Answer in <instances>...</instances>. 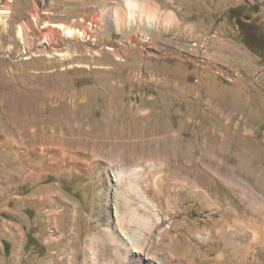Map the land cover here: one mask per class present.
Masks as SVG:
<instances>
[{"label": "rangeland", "instance_id": "1", "mask_svg": "<svg viewBox=\"0 0 264 264\" xmlns=\"http://www.w3.org/2000/svg\"><path fill=\"white\" fill-rule=\"evenodd\" d=\"M153 1L0 0V264H264V0Z\"/></svg>", "mask_w": 264, "mask_h": 264}, {"label": "crops", "instance_id": "2", "mask_svg": "<svg viewBox=\"0 0 264 264\" xmlns=\"http://www.w3.org/2000/svg\"><path fill=\"white\" fill-rule=\"evenodd\" d=\"M124 4L129 12L134 13L137 18H139V22L143 25L144 32L151 35L155 42H160L161 44L167 42L163 40L165 37L164 33L169 30L171 26H174L175 22L179 21L177 12L173 8L163 9L158 2L153 0H124ZM115 7L118 10L120 9L119 5ZM196 250L197 249L190 255L191 257L188 264H197L198 258L199 260H203L204 264H208L207 262L209 259L207 258H210V256L207 254L201 256Z\"/></svg>", "mask_w": 264, "mask_h": 264}, {"label": "bare ground", "instance_id": "3", "mask_svg": "<svg viewBox=\"0 0 264 264\" xmlns=\"http://www.w3.org/2000/svg\"><path fill=\"white\" fill-rule=\"evenodd\" d=\"M134 4H135V2H134ZM2 12H5V10H2ZM54 27H56L57 30H55L54 28L44 30V32L49 33V40L50 41L55 39L56 36H58L59 34H63L64 36H70L71 37V36H74L76 33V30L73 29L72 26H68V25L63 24V23H59L58 25H54ZM18 34L22 35V37H23L24 43L26 44L25 45L26 46V52L31 51V43H30L31 38H30V34H29V27L26 24H21L19 26V29H18ZM38 51L47 52L43 49L38 50ZM48 52H51V55H53V54H57V55H61V56H67L68 55V51L66 49L60 50V49L54 48ZM138 171H141V167L137 166V167L130 169V172H133V173L138 172ZM130 172H126L123 168H117L112 173L113 180L115 182V192L117 195H123V198L125 200V202H123V205L127 211H130L131 207H129L128 202H126V201H128V195L127 194L125 195L124 192L126 191L128 186L134 185L133 182L130 181L129 179L126 180V177L130 174ZM135 188H136L135 191H137V192L141 191L139 187H135ZM144 193L137 195L140 198L139 202L142 204L144 203L146 206H148V207L150 206L153 208L152 217H154L153 218L154 221L156 223H158L160 221L159 213H158L154 203L153 202L151 203L148 200L147 195H145ZM134 212H136V211H134ZM149 219H151V218L149 217ZM124 237L128 238L127 236H124Z\"/></svg>", "mask_w": 264, "mask_h": 264}, {"label": "built area", "instance_id": "4", "mask_svg": "<svg viewBox=\"0 0 264 264\" xmlns=\"http://www.w3.org/2000/svg\"><path fill=\"white\" fill-rule=\"evenodd\" d=\"M1 8H4V7H1ZM1 8H0V9H1ZM8 10H9V9H8ZM6 12H8V11H6ZM46 38L49 39V37H46Z\"/></svg>", "mask_w": 264, "mask_h": 264}]
</instances>
